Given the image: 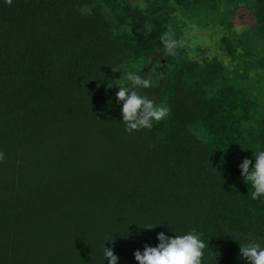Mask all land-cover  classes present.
Wrapping results in <instances>:
<instances>
[{"label":"trees","instance_id":"16d2710c","mask_svg":"<svg viewBox=\"0 0 264 264\" xmlns=\"http://www.w3.org/2000/svg\"><path fill=\"white\" fill-rule=\"evenodd\" d=\"M239 8L260 26L235 40ZM203 23L226 29L232 73L218 57L190 59L186 44L165 53V31L184 41ZM255 64L264 0H0V264H106L104 243L137 264L160 232L193 228L204 264H247L240 245H264V197L251 198L239 169L264 149ZM123 66L156 69L136 90L171 113L150 131H125Z\"/></svg>","mask_w":264,"mask_h":264},{"label":"clouds","instance_id":"9594fccd","mask_svg":"<svg viewBox=\"0 0 264 264\" xmlns=\"http://www.w3.org/2000/svg\"><path fill=\"white\" fill-rule=\"evenodd\" d=\"M160 39L167 55L175 56L177 49L185 46L184 41L177 39L171 28L165 31ZM149 71L152 75H148ZM149 71L143 74L140 71H129L125 77L127 83L119 86L116 91V103L122 105L120 109L122 123L125 124V131L129 134L143 129L150 131L154 123L164 120L171 113L169 105L158 104L148 95L136 90L149 89L153 86L156 69ZM108 87L113 88L109 84ZM253 153L255 163L245 157L239 164V169L243 180L251 185V198L260 200L264 197V149ZM5 160V153L0 151V163ZM157 240L156 246L145 244L142 251L137 249L133 253L137 264H204V250L207 245L202 239V233L196 229H190L182 234L175 233L174 236L160 232ZM103 254L106 264H119V257L113 250L106 249L105 243ZM240 256L247 261V264H264V245L255 239L249 240L240 245Z\"/></svg>","mask_w":264,"mask_h":264},{"label":"rangeland","instance_id":"374dc122","mask_svg":"<svg viewBox=\"0 0 264 264\" xmlns=\"http://www.w3.org/2000/svg\"><path fill=\"white\" fill-rule=\"evenodd\" d=\"M181 16L182 11L176 10L174 17L177 20H180L182 18ZM231 25L234 27L233 31L236 33V36H234L235 40L242 36L243 33L260 26L252 11L247 8H239L236 11L231 18ZM226 35L227 31L220 23H216V25L203 23L200 26L191 27L184 37V44L192 50V53L189 54V58L203 63L205 59L218 57L223 60L229 72L232 73V71L236 70L238 62L232 61L231 56L226 51V47L222 42ZM242 53L243 50L241 48H237L236 54L240 55ZM242 68H245V66L242 65ZM254 71H250V76L255 78L257 81L262 80L263 78L261 75L264 74V68H260L257 64H255ZM126 73V67L124 66L114 70V77L116 81L120 83H127L125 80L127 75ZM230 76L234 77L233 74Z\"/></svg>","mask_w":264,"mask_h":264}]
</instances>
